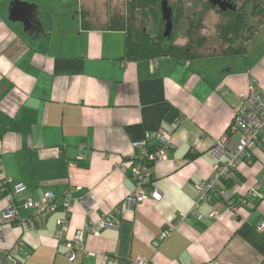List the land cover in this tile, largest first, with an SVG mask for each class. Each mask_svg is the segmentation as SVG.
<instances>
[{
  "label": "crops",
  "instance_id": "obj_1",
  "mask_svg": "<svg viewBox=\"0 0 264 264\" xmlns=\"http://www.w3.org/2000/svg\"><path fill=\"white\" fill-rule=\"evenodd\" d=\"M85 0H0V212L12 186L19 221L0 223V261L19 264H264V134L230 182L210 200L195 186L214 176L238 140L229 132L240 96L264 101V24L253 27L243 54L206 49L191 59L123 58L125 33L109 18L90 24ZM177 117L165 159L151 164L146 200L126 212L135 190L127 160L132 143ZM227 138L223 156L214 151ZM230 190L235 213L218 192ZM46 192L58 209L34 216L24 208ZM160 194V200L151 197ZM90 197L93 200L90 201ZM70 201L68 213L62 209ZM120 208V213L115 212ZM214 211L216 217L209 215ZM185 216L180 219L181 216ZM68 230L56 238L57 220ZM97 236L67 256L66 242L85 224ZM172 228L163 240V231Z\"/></svg>",
  "mask_w": 264,
  "mask_h": 264
},
{
  "label": "built area",
  "instance_id": "obj_2",
  "mask_svg": "<svg viewBox=\"0 0 264 264\" xmlns=\"http://www.w3.org/2000/svg\"><path fill=\"white\" fill-rule=\"evenodd\" d=\"M176 124V123H175ZM175 124H166L165 128H162L157 133H146L144 137L136 142L132 143L133 154L127 160L128 167H130L131 176L135 180L134 192L125 199L124 209L129 212L132 207L142 203L146 200L147 196L145 188L150 184L149 168L151 164L165 159V150L169 147L172 130ZM231 134H237L238 140L234 144L233 148L229 152L227 159L222 163L215 166L214 176L195 186L198 193V200L192 208L191 212H195L197 203L200 201L210 200L213 192L215 191V183L218 180L225 182L230 181L236 172L237 165L242 161H249L252 157L253 150L258 146L260 136L264 134V101L260 98L258 93L250 88L249 92L240 96V103L234 113L232 123L229 128ZM227 138L224 136L216 145L214 151L223 156L226 153ZM8 182L4 181L0 185V198L4 192L5 186ZM23 189L22 183H15L12 186L11 197L7 206L0 212V223L16 222L18 225H32L31 220L19 221L17 217L16 207L12 200L14 197L20 195ZM151 197L154 200H160V194L152 192ZM218 197L225 204L226 208L235 213L233 194L230 190H223L218 192ZM93 200L92 197L89 198ZM70 207V201L65 200L62 209L68 213ZM24 208L33 212V215L43 216L55 212L58 207L55 203V196L51 192H46L39 200L34 201L30 198L24 202ZM115 212L120 213V208H116ZM211 218L216 217V212L212 211L209 215ZM185 216H181L183 219ZM56 238L59 239L68 230V217L57 220ZM106 224L100 221L96 224H85L82 229L76 231L72 239L66 242L67 256L71 257V253L74 251L82 250L84 243L85 233H89L93 236L98 235L100 228L105 227ZM172 228L165 230L160 235V240L163 241L171 232ZM259 232H264V222H260L257 226ZM21 242H17L16 245L9 251L4 253L2 264H19L13 257V253L19 250ZM137 264H146L145 258L138 257L135 259ZM107 261L104 260L103 264Z\"/></svg>",
  "mask_w": 264,
  "mask_h": 264
},
{
  "label": "rangeland",
  "instance_id": "obj_3",
  "mask_svg": "<svg viewBox=\"0 0 264 264\" xmlns=\"http://www.w3.org/2000/svg\"><path fill=\"white\" fill-rule=\"evenodd\" d=\"M130 1L131 0H85L84 5L88 7V11L86 12L88 18L92 19V21H99L102 18H110L114 15H118V17L121 18L120 22H123L124 26L127 25L134 33H136L135 31H143L150 37H154L157 32L162 29L163 34V24L155 20L150 12L147 13L146 11H148V9H146L145 12L144 10L138 9L135 14V19L132 21L128 20V3ZM167 1L175 9H180L182 12V17L176 26L177 28L172 30V36L170 38V40H172L169 44L180 48H184L185 46L193 48L195 47L194 44L199 42L193 40L206 38L207 45L211 48L212 54L214 50L219 53V51L224 48L221 37L227 35V28L231 25L230 15L222 14L218 8H213L207 0ZM254 5H256V10H254V7L252 8V4L250 3L244 11L247 20L246 23L252 28L259 24H264V14H262L264 12V0H255ZM198 11L200 13L198 17L200 19V27L198 30H193L191 34H188L187 28L189 22L193 17L198 16H195V13L198 14ZM159 16L160 15L157 17L159 18ZM244 36H246V34ZM190 38L193 39L190 40ZM238 42L241 43L240 41ZM238 42L236 41L234 44H238Z\"/></svg>",
  "mask_w": 264,
  "mask_h": 264
},
{
  "label": "trees",
  "instance_id": "obj_4",
  "mask_svg": "<svg viewBox=\"0 0 264 264\" xmlns=\"http://www.w3.org/2000/svg\"><path fill=\"white\" fill-rule=\"evenodd\" d=\"M159 2L160 0H131L128 3V20L132 21L135 19V14L137 13L136 11L138 9L144 10V12L146 9H148V11L146 12H150L152 16H154L155 20L159 21L160 16L159 18L157 17L158 15H161L159 11ZM262 14H264V12ZM181 17L182 12L180 11V9H178L177 11H175L173 16L175 26L177 25ZM198 17L199 15L193 17V19H191V21L189 22L187 28L188 34H191V31L193 30H198V28L200 27V19ZM86 18L88 19V17L83 14V20L86 25L90 24L91 20H86ZM120 21L121 18H119L118 15L110 17L108 28L123 31L125 33L123 58L127 60L136 61L141 59H153L163 56H169L173 59H191L197 57L201 52H206L203 50L211 49L210 47H208L209 45H207L206 38H202L201 40H193L199 41L197 42V44H194L195 47L193 48L189 46L180 48L169 44L172 39H169L168 41L167 38H164L162 36V29L161 31H158L154 37H150L146 32L143 31H135L136 33L132 32V30L127 25L124 26L123 22ZM246 21L247 20L245 14H243L242 19L231 22V25L227 28V35L221 37L222 45H224V48L219 51L218 54L231 56L243 54L245 52V43L247 42L248 37L251 35V31L253 29L252 27L248 26ZM245 34L246 36H244ZM192 39L193 38H190V40ZM236 41H240L241 43L238 42V44H234ZM165 119L168 120L171 124L173 120L177 119V117H175L172 111H169L166 114ZM0 264H2L1 261Z\"/></svg>",
  "mask_w": 264,
  "mask_h": 264
},
{
  "label": "flooded vegetation",
  "instance_id": "obj_5",
  "mask_svg": "<svg viewBox=\"0 0 264 264\" xmlns=\"http://www.w3.org/2000/svg\"><path fill=\"white\" fill-rule=\"evenodd\" d=\"M163 0H160L159 4V11H160V14H161V10H160V7H161V2ZM209 2V0H207ZM220 1H225L227 2L228 4L231 5V8H226V10L222 11L218 6H213V8H218L219 11L222 13V14H227V15H230V21L233 22V21H238L240 19H242L243 17V14H244V11L247 9L248 5L251 3L252 4V8L254 7L256 10V5H254V1L255 0H220ZM167 2V5L168 7H170L171 9V12H172V17H171V20H172V30L177 28L174 24V20H173V16H174V13H175V8L169 4V2L166 0ZM261 2V1H260ZM257 12H258V9H257ZM229 13V14H228ZM199 11H198V14L195 13V16L196 15H199ZM159 22H161V24H163V27L165 25L164 21L162 20V17L160 15V20ZM171 36H172V32H171ZM170 36V38H171ZM170 38H167V39H170Z\"/></svg>",
  "mask_w": 264,
  "mask_h": 264
},
{
  "label": "water",
  "instance_id": "obj_6",
  "mask_svg": "<svg viewBox=\"0 0 264 264\" xmlns=\"http://www.w3.org/2000/svg\"><path fill=\"white\" fill-rule=\"evenodd\" d=\"M209 3L212 6H218L222 11L226 10V8H231V5L228 4L225 1H220V0H209ZM161 17L162 20L164 21L165 25H164V31L162 36L164 38H170L171 36V32H172V12L170 7H168L166 0H163L161 2Z\"/></svg>",
  "mask_w": 264,
  "mask_h": 264
}]
</instances>
